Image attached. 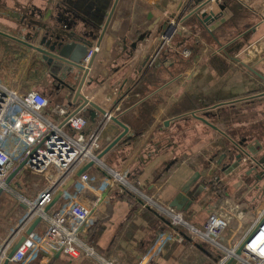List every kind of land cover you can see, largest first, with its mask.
Listing matches in <instances>:
<instances>
[{
    "label": "crops",
    "instance_id": "obj_1",
    "mask_svg": "<svg viewBox=\"0 0 264 264\" xmlns=\"http://www.w3.org/2000/svg\"><path fill=\"white\" fill-rule=\"evenodd\" d=\"M113 2L0 0V33L4 34L0 35V82L18 94H41L48 101L41 115L61 126L63 120L53 110L60 107L72 113L77 105L71 104L70 91L59 86L42 55L28 44L38 46L47 34L81 53L83 43L96 49L81 93L106 111L114 107L112 115L128 133L101 159L102 166L116 171L125 182L111 191L117 201L102 207L108 217L87 232L89 243L115 264H221L264 207V173L252 164L245 168L250 162L247 157H242L245 163L238 168L223 170L231 163L229 158L239 153L234 148L229 151L232 146L226 137L231 138L228 133L233 128L239 137L232 141L242 149L261 155L264 147V0H118L101 38ZM200 12L209 15L207 22ZM170 21L177 23V32L165 53L150 65ZM184 50L189 57L182 55ZM154 71L159 74L151 78V87H142ZM139 90L146 95L134 93ZM218 93L219 102L195 113L224 135L180 109L190 107L189 101L206 103ZM133 99L137 101L129 107ZM142 102L154 107L153 120L137 136L134 128ZM79 114L87 120L84 132L101 128L100 151L122 132L101 116L91 122L89 116ZM63 131L72 135L67 126ZM222 154L226 155L217 165ZM88 171L109 177L99 165ZM189 179L196 184L193 198L181 193ZM2 195L0 207L5 204ZM203 202L208 215L222 204L220 216L229 220L216 244L191 236L181 226L159 241L171 223L168 208L202 229L208 217L200 224L197 215ZM15 204L18 214H6L17 216L12 230L26 213L17 199ZM43 228L38 223L34 230L41 233ZM30 264L69 263L63 254L52 258L40 254ZM82 264L96 263L85 259Z\"/></svg>",
    "mask_w": 264,
    "mask_h": 264
},
{
    "label": "built area",
    "instance_id": "obj_2",
    "mask_svg": "<svg viewBox=\"0 0 264 264\" xmlns=\"http://www.w3.org/2000/svg\"><path fill=\"white\" fill-rule=\"evenodd\" d=\"M169 26L176 27L170 36L167 37L165 34L162 36L150 65L177 32V23L170 21ZM95 51L96 49L89 51L85 62ZM182 55L187 58L190 52L184 50ZM46 104V99L38 92L18 94L0 82V188L8 193H15L11 192L4 182L21 162H24L22 173L33 176L43 175L46 178L45 187L34 199L21 194L16 195L17 202L25 207L26 213L22 221L13 229L17 231L11 243L24 235L26 228L37 217L41 218L39 223H42L44 228L41 233L33 229L31 233L25 235L24 241L9 262L30 264L40 254L52 258L59 253L73 261L84 258L96 264H115L113 260L99 255L90 243L83 241V236L101 224L102 218L108 217L102 207L115 203L116 195L111 192L106 196L100 188H96L88 170L76 176L88 162L96 161V153L101 148L99 142L101 128L84 132L87 120L81 114L71 115L72 113L60 107H56L53 111L62 118L63 122L61 126L54 124L41 115ZM108 119L107 117L106 120ZM65 126L72 131V135L63 131ZM96 165L105 170L108 179L124 184L122 176L110 169L107 170L101 163ZM69 180H73L72 184L63 190ZM59 192L61 194L58 201L47 213H44L46 206ZM167 212L171 217V223L159 239L161 242L176 232L177 227L185 225L200 239L216 244L227 227L226 221L215 214H210L203 228L197 229L192 225L189 226L183 215L175 213L174 209L168 208ZM4 243L0 244V250ZM242 244H244V252L237 257L235 252ZM9 245L4 247L5 251L0 252V264L10 249ZM230 257H235V261L241 264H250L245 258H251L256 264H264V207L256 213L252 224L240 236L221 264Z\"/></svg>",
    "mask_w": 264,
    "mask_h": 264
},
{
    "label": "water",
    "instance_id": "obj_3",
    "mask_svg": "<svg viewBox=\"0 0 264 264\" xmlns=\"http://www.w3.org/2000/svg\"><path fill=\"white\" fill-rule=\"evenodd\" d=\"M118 0H114L112 8L110 10V13L108 15L106 24L103 28L101 38L106 30L107 24L113 14V11L115 9V6L117 4ZM210 1L202 4L198 8H196L191 15L197 14V12L201 11V9L206 6ZM200 16L203 19V22H207V20L210 18L208 14L205 12H200ZM176 26H167L165 35L168 37L171 35V33L174 31ZM0 35H4L0 33ZM55 40L52 39V37H49L47 34L41 37L40 41L38 42V46H28L32 49H34L36 52L40 53L42 55V60L45 63V66L48 68V73L53 76V78L58 82L59 86L62 88H65L67 91H70L72 94V102L71 104L77 105L76 109L72 112L71 115L83 113L85 116H89V120L91 122H95V118L97 116H101L103 120H106L108 117L111 122L116 124L120 129H122V132L114 139L112 142H110L102 151H100L96 156V161H90L88 162L81 170H79L76 174V176L82 174L83 172L89 170L92 168L95 164L102 163L101 159L111 150L113 149L128 133V128L119 121L118 117L112 115V110L114 107L106 111L97 104L91 102L89 99L84 97L81 93L82 86L85 82V79L87 77V74L89 73V70L92 66L93 60H94V53L92 52L90 58L87 62H85V58L88 55L89 51L92 50L91 46L87 43H83V49L84 52L81 53L80 49L78 47L69 44V43H63V40ZM99 44V42H98ZM79 50L80 54L77 53V49ZM91 48V49H90ZM88 49H90L88 51ZM79 54V55H78ZM262 96L264 93L261 94ZM220 105V104H219ZM216 105L215 107L219 106ZM90 108L91 110H89ZM191 116L205 124L207 127L221 133L214 125L209 123L205 118L196 116L195 112H191ZM224 135L223 133H221ZM232 148L239 151L233 158H229L231 160V163L229 165H224L223 170L230 168L231 170H234L238 168L241 165L242 157L245 156L249 159L250 163L254 165L256 168H258L260 171L264 173V153L260 155L259 157H256L257 154L254 153V151H246L245 149H242L240 147L241 144L236 143L234 141H231ZM230 151V150H229ZM226 154H222L219 162H217V165L221 164V159L225 157ZM24 166V162H21L7 177L5 180V185H9L12 180L17 176V174L22 170ZM109 170V169H107ZM73 180H69L67 184L64 186L63 190H66L71 184ZM195 181L193 179H189L186 184L182 188V192H186V189H188ZM203 186V184H202ZM3 192V189L0 188V195ZM61 192L57 193L52 202L46 206L44 209V213H47L54 204L58 201L60 197ZM186 199V198H185ZM173 203H177V200ZM174 204H172L173 206ZM31 214V213H30ZM29 216V214H28ZM41 218L37 217L34 219V221L31 223V225L26 228L24 235H21L14 243H11L13 240V236H15V232L17 230H13L12 235L9 236V238L5 241L4 246L1 247L0 252L5 251L4 247L7 244H10V249L7 252L6 257L4 258L2 264H10L9 260L15 253V251L18 249V247L22 244L24 241L25 235L31 233L35 226L40 222ZM18 229V228H17ZM8 246V248H9ZM244 244H242L235 252V256L239 257L244 252L243 250ZM59 256V253H56L54 257ZM235 260V257H230L225 263L222 264H232Z\"/></svg>",
    "mask_w": 264,
    "mask_h": 264
},
{
    "label": "rangeland",
    "instance_id": "obj_4",
    "mask_svg": "<svg viewBox=\"0 0 264 264\" xmlns=\"http://www.w3.org/2000/svg\"><path fill=\"white\" fill-rule=\"evenodd\" d=\"M41 95V94H40ZM42 96V95H41ZM43 97V96H42ZM47 101V100H46ZM47 104H48V101H47ZM47 104H46V106H45V108L47 107ZM234 132H232V133H228V135L229 136H231V137H233V139H235V140H237L236 138H238L239 137V134L237 133L238 131H237V128H233L232 129ZM222 133H224V134H226V132H222ZM250 137L251 138H253L252 137V135H250ZM264 153V150H261V155ZM98 153H96V155H97ZM260 155L258 154L257 155V157H259ZM241 163H245V161H242ZM251 163L249 162H246L245 164H244V167L246 168L247 166H249ZM246 165V166H245ZM94 167L96 168L97 167V165L95 164L94 165ZM242 167H243V165H242ZM114 173H116V171H114V170H112ZM89 174H90V177H91V180H92V183H93V185L96 187V188H100L101 189V191L107 196V195H109V193L112 191V190H114V189H116L117 188V185H119V184H122V183H120L119 181L118 182H113L112 180H110V179H108V177H106V176H103L102 178H100L98 175H99V173H91V172H89ZM117 174V173H116ZM16 180H15V182H14V180L8 185V189H10L11 190V192L13 191V192H15V193H13L14 194V196L11 194V193H8V192H6V191H3L2 193H3V195H2V200L4 201V205L2 206V207H0V242L4 239V237L7 235L6 233L8 232V231H10V233L13 231L12 230V228H13V225H14V223L16 222V220H17V216H15L14 217V215L13 216H11V213H10V215L8 214V215H6L9 211L10 212H12L13 214H14V212L16 213V215L18 214V210H16V204H15V202H16V195L17 194H21V195H23V196H25V197H27V198H29V199H34L35 197H36V194L40 191V190H42L44 187H45V185H46V178H45V176H43V175H40V176H33V175H31V174H29V173H20V175H19V177L17 176V178H15ZM113 180H115L114 178H113ZM263 180V179H262ZM17 181V182H16ZM18 182H19V185H18ZM15 183V184H14ZM195 186H196V184H192L188 189H186V192H187V194L189 195V196H191V198H193L194 197V194H196L197 192H196V190L194 189L195 188ZM203 187H205V185L203 184ZM208 188H210V186H208L207 185V189ZM1 193V194H2ZM111 194V193H110ZM214 205H216V204H212V207L214 206ZM199 207L200 208H198V210L200 211L199 213L200 214H198L197 216L198 217H200V224H203V222L205 221V219H206V217L207 216H209L207 213H206V205L204 204V202L202 203V204H200L199 205ZM224 208V206H222V204L220 205H218L217 206V208H215L214 210H213V208H212V213L211 214H215V215H217L218 217H220V218H223L222 216H220V215H223V208ZM227 209V208H226ZM4 210V211H3ZM3 211V212H2ZM8 211V212H7ZM222 212V213H221ZM183 218L185 219V221H186V223L190 226L191 225V223L189 222V219L185 216V215H183ZM3 219H5V221L3 220ZM225 219V221H226V223H227V225L229 224V220L227 221L226 220V218H224ZM3 220V221H2ZM184 221V220H183ZM252 221V220H251ZM171 222V221H170ZM199 222V221H198ZM181 227H183V228H185L186 226L184 225V226H181ZM195 227V226H194ZM187 231H188V233L191 235V236H193V237H195L196 235L195 234H193V232L191 231V230H189L190 228H188L187 227ZM197 229H200V228H198L197 227ZM227 230H225V232H226ZM225 232H223V234L225 233ZM223 234L221 235V236H223ZM240 236V234L239 235H237L236 237H239ZM198 237V236H197ZM196 237V238H197ZM199 238V237H198ZM197 238V239H198ZM90 240H91V238H90V235H88L87 233L86 234H84V236H83V241H85V242H87L88 244H89V242H90ZM204 242V241H203ZM65 256V255H64ZM65 258H68V257H66L65 256ZM69 259V258H68ZM246 259V261L248 262V263H250V264H256V262L254 261V260H252L251 258H245ZM233 262H235V260L233 261Z\"/></svg>",
    "mask_w": 264,
    "mask_h": 264
},
{
    "label": "trees",
    "instance_id": "obj_5",
    "mask_svg": "<svg viewBox=\"0 0 264 264\" xmlns=\"http://www.w3.org/2000/svg\"><path fill=\"white\" fill-rule=\"evenodd\" d=\"M164 51H166V47L165 48H163L162 50H161V52H160V54L163 52V53H165ZM159 54V55H160ZM177 60H180V58L177 56ZM159 73H158V71H154V72H151V73H149L148 75H149V77H147V83H146V85H141L142 87H151V83L154 81V80H152L151 78L154 76L155 77V79L157 78L156 76L158 75ZM151 79V80H150ZM157 87V86H156ZM144 88V89H145ZM154 89V88H153ZM139 92V93H138ZM134 93H138L139 95H141V96H144V95H146V94H142V90H139V91H135ZM133 93V94H134ZM217 96H215L214 97V99H211V100H209V101H207L206 103L205 102H197L198 104L196 105L195 103L196 102H191V101H189V105H190V107L189 106H183V107H181L180 109L183 111L182 113H191V112H195V111H197V110H199V109H207V108H209V107H211V106H213L216 102H219L220 100H219V97H218V95L220 96V94L218 93V94H216ZM188 98H190V97H188ZM215 99H217V101H215ZM134 101H132L131 103H129V107L131 106V105H133L136 101H137V99L135 100V99H133ZM123 109H127L126 107L125 108H123ZM153 109H154V107H152V106H148L147 105V102L146 103H144V102H142L140 105H139V108H138V111H140V116L139 117H137L136 119H137V121H136V123H135V130H136V132H135V134L138 136V135H140L144 130H146L147 128H149V126L151 125V123H152V117H151V113L153 112ZM206 112V111H205ZM205 112H203L202 114H204ZM128 113H130V112H128ZM206 114V113H205ZM126 115H128V114H126ZM123 118V121H124V116L122 117ZM133 129V130H134ZM227 138V140H228V142H231L232 141V137L231 138H228V137H226ZM230 140V141H229ZM231 144V143H230ZM118 145H116L114 148H116ZM101 149V148H100ZM229 150H232V147L231 148H229ZM261 150H264V147H262L261 148ZM100 151V150H99ZM221 151H225V149H223V148H221ZM105 174V173H104ZM106 175V174H105ZM185 220V219H184ZM67 260H68V263L69 264H71V263H75V264H82V263H85V259L84 258H81V259H79V260H77V261H73V260H71V259H68L67 258Z\"/></svg>",
    "mask_w": 264,
    "mask_h": 264
}]
</instances>
